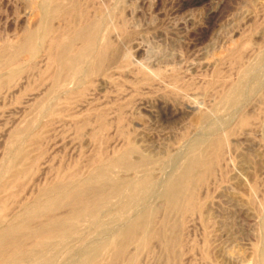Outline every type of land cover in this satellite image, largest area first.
Returning <instances> with one entry per match:
<instances>
[{"label": "rangeland", "instance_id": "rangeland-1", "mask_svg": "<svg viewBox=\"0 0 264 264\" xmlns=\"http://www.w3.org/2000/svg\"><path fill=\"white\" fill-rule=\"evenodd\" d=\"M43 1L0 0V186L15 180L16 194L6 193V213L16 212L19 204L31 201L62 174L84 177L98 159L119 154L130 141L138 151L135 160L150 156L149 169L117 173L136 179L152 172L150 188L140 191L137 204L126 205L124 200L123 205L125 195L121 202L115 199V207L97 228L78 233L70 249L59 245L54 262L65 264L69 254L79 255L119 219L127 224L128 215L158 207L157 220H163L167 205L160 194L166 179L193 153L204 152L207 140L224 136L226 151L197 187L195 210L167 215L170 222L179 221L174 264H264V0H91L93 5L104 4L107 14L105 35L112 45L107 62L83 82L55 90L44 70L43 47L37 59L23 52L9 64L10 46L22 40L26 29L37 27L38 3ZM100 116L109 126L95 134ZM20 163L27 172L15 178L14 165ZM125 206L137 211L130 213ZM157 241L138 249L132 242L124 257L134 251L137 264H173ZM106 249L100 251L101 264L112 253Z\"/></svg>", "mask_w": 264, "mask_h": 264}, {"label": "bare ground", "instance_id": "bare-ground-1", "mask_svg": "<svg viewBox=\"0 0 264 264\" xmlns=\"http://www.w3.org/2000/svg\"><path fill=\"white\" fill-rule=\"evenodd\" d=\"M91 3H92L91 0H44L43 2L38 3V7L40 8V10L39 9L38 10L40 11L41 14V20L39 19L38 25L35 23L37 25L36 28L34 27V29H29V30L26 29L24 35L23 36L21 35L22 40L19 43H17L14 46L12 45L10 46V49H12V54L11 56L8 55L10 57L9 64L12 63L10 60L14 59L23 52H28L32 57L34 56L33 58H35L36 57L35 54L39 52V49L41 47H43L44 49L43 51H45V55L43 57L46 56V64H45L46 67L44 65V70H46L49 73L51 84L49 82L48 83L49 85H51L52 89L54 88V90L64 87L67 88V85L71 83L74 84L81 83L83 82V80H85V78L89 74L97 70H100V67L102 66V63L104 62L105 58L107 59L108 57V56L106 57V55H109L106 52L108 50L107 48H111L108 46H112V45H109V43L111 44V42L107 41L108 38L105 35V30L107 29L106 28L107 14H105L104 12L105 11L103 8L104 4L102 3L97 4V1H95L97 5H93ZM107 7H109V5L106 6V8ZM108 14H110V12H108ZM56 20L59 21L62 20L63 23L56 26L57 25V24L55 25ZM40 50L42 51V49ZM41 54L43 53L41 52ZM26 57L27 60L30 58V57L28 58V56ZM250 66L252 68V66L254 65H250ZM245 69L248 70V68ZM47 72L46 74H48ZM254 80L257 79H253L252 83H254ZM3 83H4L3 74L0 73V87L3 85ZM46 86L48 90V88L50 87L48 85ZM72 86L74 85L72 84ZM82 86L83 83L81 87ZM68 89H69L68 91L70 92L72 88L70 89V87L68 86ZM48 91L46 93V96H48ZM244 91L245 90H243V92ZM55 94L56 93H54V95ZM64 94L68 95L66 93H63V95ZM227 94L229 95V93ZM74 95L76 94L74 93L73 96ZM238 95H241V93L237 94L236 96ZM229 96H231V94ZM236 98L237 97H235V99ZM52 100L56 101L55 98H53ZM235 103H237V101ZM43 110L44 109L42 105V111ZM42 111L39 113H42ZM99 113H97V115ZM42 114H44V112ZM38 121L36 123H38ZM108 126H109L108 121L106 122L103 116H100L98 125L95 126V128L93 127L92 132L96 134L102 130L106 131L108 129ZM35 136H37V134ZM23 141L24 140L22 137V142ZM207 141L209 143L207 142L208 145L204 149V152L200 151V153H197L196 151V153H193L189 158L188 162L186 164L184 163L185 165L180 169V171L175 170L179 172L176 174L174 173V175L172 176L170 175L169 178L166 179V181L164 182V188L162 189L160 195L163 198L162 200H164V202L167 205V209H166L167 213L165 214L166 216L164 217L163 220L160 221L157 220L158 216L156 210L158 209V207L157 209L155 208L156 210L154 209V207L153 208L148 207L147 209L143 208L145 209L144 211L135 212L137 211L136 208L134 211L133 210L134 208L131 209V207L128 208L125 206L126 208H128V211L130 209L131 211L133 210V213L135 212L134 214L131 215V217H129L128 211L126 212V214L128 213L127 214L128 217L126 218L130 219L129 223L127 222V224H125V221H122L120 223L121 221V219H119L120 214L118 215L116 214L118 216L119 221L117 220L114 226L112 224L111 227L110 224L108 223L110 228L109 227L105 228L106 227L105 226L102 231H100L101 229H99V231L101 232V236L95 242H90L87 246L85 245L86 247L83 246V251L79 255L72 256L69 254L68 259L66 258L67 259L66 262L71 260L72 263L65 262V264H101L99 260L101 257L100 251H102L104 248L105 250H107L106 248H110L112 251L108 262L104 264H137L138 261L136 257L138 256L137 254L133 255L135 253L134 251L133 254H131V256L129 255L126 258L124 257L127 256V253L125 252L129 244L132 242H136L133 244V245L136 244L135 245L137 247L136 249H138L139 247L146 248L147 246L150 245V243L154 239L160 241V243L164 246L167 252L166 255H168V260L170 262H173L174 264L176 256L174 253L173 246L179 240V235H178L179 221L174 220L170 222V220L172 219H168V218H170L171 216L167 217V215H169L170 213L174 215L177 212L178 214L180 212H181L180 214H182L196 208L195 206L197 205L196 203L197 187L199 186V184L204 182L208 174H211L216 162L219 161V159H221L223 153H225L226 151L225 146L227 145L226 144L227 139L224 136L212 138L211 141L209 140ZM15 144L18 143H14V146ZM128 144L129 145L126 146L125 150L123 151L120 150L119 154L117 155L115 154V156L109 159L106 158V160L98 159L97 162H95V164L91 166L92 169L90 168V171L88 170L89 173L84 177L77 176L75 173L70 175H65L61 173L62 177L60 176V179L58 180L56 179L57 181L51 182L47 186L42 187L41 190L39 189L40 192H38V195H36L33 199L30 198L31 201L29 200V202H23L19 204L20 208L14 213L13 211H10L12 213H6L8 209L6 205L8 203L6 197H8L7 194L10 196L16 195L15 192L12 190L15 180L13 181L6 180L5 182H3L0 186V264H22V263L24 264V262H32L33 264H52L57 257L56 255V252H58L56 251L57 247L59 245H64L67 249L69 244L72 245L71 241L76 238V235L78 233L82 234L84 231L88 230L89 228L101 224L100 221L103 219L102 217L107 213H110L111 209L115 207L116 204L115 199L120 200L121 202L122 199L121 197L125 195L124 196L125 199L123 198L122 204L124 203L123 202L124 200L126 205L132 203L137 204L135 200L137 199L138 196L141 197V195H139L140 191L142 190L143 192V189H149L153 183L151 176L152 172L146 173L144 175H141L138 172L141 176L137 177L136 179L123 177V176L119 177L117 173L118 171H122V170H124V172L137 171L141 167L149 169V165L151 164L152 160L149 158L150 156L148 157L146 155L140 157L138 160H135L133 158V155L136 153L137 148L134 143L133 144L131 143V141ZM9 146H7V148ZM20 150L22 152L23 149ZM20 150H19V154H20ZM10 154L12 153L9 152V155ZM16 154H17V150H16ZM16 156H18V154ZM157 159L159 160V157H157ZM9 163H10V159H9ZM24 164L25 163H22V165L21 163L20 165L19 164L14 165L15 172L13 173V177L20 178L21 175L26 174L27 171ZM1 167L4 166H2L1 164ZM10 171L11 170L9 169L8 172ZM142 171L144 172V170ZM139 198L137 199V201L139 200ZM120 202L119 204H121ZM120 208L118 212L121 211ZM126 214L124 216H126ZM113 215H110L109 217L112 218ZM112 219L114 220V218ZM109 220L111 221V219ZM97 227L98 226H96V228ZM84 236L82 239H84ZM80 239H81V235H80ZM81 241L83 242L84 240ZM81 241H79V243H81ZM88 241L86 243H88ZM74 245L77 246L76 244ZM68 249H70V247ZM127 252L128 254L130 253L129 251ZM57 258L59 259V256ZM53 264L56 263L54 262Z\"/></svg>", "mask_w": 264, "mask_h": 264}]
</instances>
